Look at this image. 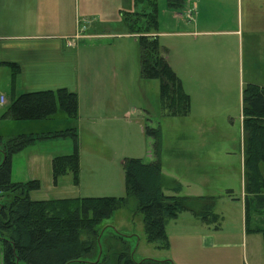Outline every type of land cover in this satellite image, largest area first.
Segmentation results:
<instances>
[{"label": "crops", "instance_id": "0c3cea01", "mask_svg": "<svg viewBox=\"0 0 264 264\" xmlns=\"http://www.w3.org/2000/svg\"><path fill=\"white\" fill-rule=\"evenodd\" d=\"M121 1L0 0V96L3 95L6 99V103L0 107L9 105L13 95V68L10 63L20 66V73L15 80V96L28 91L58 87H67L79 95L80 118L68 123V127L75 126L79 132V184H75L71 174L61 177L57 184L53 180V157L72 152L73 142L68 141L69 145L63 152L43 150L33 145L13 158L12 178L15 181H41V188L31 192V197L35 200L93 195L96 189L110 184L107 179L110 175L100 171L109 167L112 171L125 156H132L128 154L133 146L129 131L119 133L109 128L107 131L102 125L94 126L99 124L102 111L114 110L116 102L113 92L107 91V80L102 75H97L92 80L87 75H81L80 61L88 59L82 60L80 49L82 41L87 37L82 36L79 42L70 44L72 37L83 30V33H87L86 31L96 28L99 32L100 28L110 27L109 24L113 22L125 27V10L129 8L123 10ZM124 1L128 3V0ZM178 1L180 6L169 7L167 11L169 13L166 15L165 29L160 23L161 33L175 39L176 62L170 64L181 77L184 88L191 97L193 94L187 89V81H195L204 88L209 83H215L220 90L230 87L231 82L240 76L239 87L242 90L247 83L264 86V0ZM75 3L77 8H74ZM83 4L92 11L102 7L103 11L108 12L107 18L117 16L119 19L107 21L103 14L91 12L96 14L92 21L89 12L82 10ZM81 21L84 29L80 25ZM167 58L168 61H173L168 56ZM46 120L17 122H28L24 124L44 131L51 129L44 124ZM22 124L5 126L11 125L9 133L12 134L24 132ZM121 139L123 147L120 149ZM103 162L107 165L103 166ZM112 187L113 190L108 194H118V187L115 189L113 180ZM183 213L185 212L172 220H180ZM202 224L201 242L205 249L213 252L208 257H201L199 264H232L228 257L217 253L221 248L237 245L232 240H219L222 223L219 228L204 222ZM184 231L186 233V229ZM243 232L249 235L245 231V214ZM174 262L177 263L176 260ZM244 264L254 263L246 259Z\"/></svg>", "mask_w": 264, "mask_h": 264}, {"label": "rangeland", "instance_id": "374dc122", "mask_svg": "<svg viewBox=\"0 0 264 264\" xmlns=\"http://www.w3.org/2000/svg\"><path fill=\"white\" fill-rule=\"evenodd\" d=\"M121 3L123 10L129 8L125 10V14L150 10L148 5H137L133 0H128V3L122 0ZM128 4L129 7H127ZM158 7V31L151 34L158 37L162 50L173 60L169 62L174 64L176 62L175 39L165 37L161 33V25L165 29L166 15L169 13L167 12L170 7L168 0H158ZM74 8H77V3L74 4ZM81 8L89 12L88 15L92 21L96 14L91 12L103 14V18L107 21L119 19L117 16L107 18L108 12L103 11L102 7H97L92 11L83 4ZM135 17L141 18L142 16L136 14ZM109 25L110 27L100 28L99 32L96 28H92L86 31L87 33L82 31L72 37L75 43L79 42L82 36L87 37L82 41L80 49L82 60L88 59V61H80L81 75H87L91 80L97 75H102L107 80V91L113 92L116 102L114 110L102 111L98 119L99 124L94 126L102 125L107 131L109 128L119 133L129 131L133 138V146L128 154L132 156L125 157L142 158L145 162H151L157 158L154 153L155 136L148 134L145 128L146 126H160L163 138L161 151L163 172L167 177L176 179L182 184L179 194L217 197L215 210L222 217L219 240H232L237 244L234 247L221 248L217 253L228 257L232 264H244L246 259L250 263L253 261L254 264H264L262 234H243L245 214L244 131L243 90L239 87L240 76L231 82L230 87L226 86L220 90L215 83H209L204 88L195 81H187V89L193 94L191 113L188 116L164 115L161 107L159 80H146L141 77L137 42V36L140 33L130 30L126 23L125 27L115 22ZM99 59L104 61H98ZM9 106L10 103L0 107V139L9 135L38 134L64 129L68 127L69 122L74 120L59 109L54 117L44 122L51 129L41 131L28 127L27 125L30 124H24L28 122L2 118ZM34 121H45V119ZM19 123H23L24 132L10 134L11 125L5 126ZM68 141L72 143L71 138H51L37 141L36 145L43 150L55 149L63 152L69 145ZM122 147L121 139L119 148ZM123 160L116 164L112 171L110 167L101 170L100 173L110 175L107 178L110 184H105L104 188L93 191V195L86 196H125ZM102 165L106 166L107 163L103 162ZM99 167L103 168L100 165ZM261 169L264 173V164L261 165ZM112 180L115 189L118 187V194L115 195L108 194L113 190ZM165 192L174 193L169 190ZM181 217L178 221L172 220L167 228L168 247H163V242L160 241L149 242L144 227V215L137 210L136 200L131 199L127 207L117 210L111 217L99 224L103 234L99 243L98 255L91 257V260L106 256L105 259L109 264H119L117 252L122 250L126 244L133 249L136 261L152 258L171 259L173 262L176 260V264H199L201 257H208L213 252L205 249L201 242L203 239H201L200 227L203 224L197 222L200 220L191 212H185ZM3 250L4 241L0 239V264H3Z\"/></svg>", "mask_w": 264, "mask_h": 264}, {"label": "trees", "instance_id": "16d2710c", "mask_svg": "<svg viewBox=\"0 0 264 264\" xmlns=\"http://www.w3.org/2000/svg\"><path fill=\"white\" fill-rule=\"evenodd\" d=\"M149 6L142 16L126 13L124 20L137 36L141 77L157 79L163 114L188 116L192 98L185 90L181 77L171 66L159 44L158 0H134ZM170 7L180 6L178 0H168ZM143 18L145 22L143 23ZM138 19V21H137ZM141 20V22H139ZM12 99L2 118L41 120L52 118L59 109L70 118H79V95L67 87L28 91L14 95L15 80L20 66L10 63ZM244 131L245 231L262 234L264 241V86L247 83L242 91ZM155 136L156 159L125 157V196H85L35 200L31 192L41 188V181L12 179L13 158L37 141L51 138H71L73 150L57 154L52 159L53 180L57 184L67 174L79 184L81 161L77 127L38 134L22 133L0 139V239L4 241L3 264H109L98 255L103 231L99 224L117 210L136 200L137 210L144 215V227L149 242H163L168 247L167 226L182 212H191L200 221L219 228L222 217L216 212L217 197L213 195H180L182 184L167 177L162 168L163 138L161 127L146 126ZM173 191L167 194L165 191ZM230 193V191H229ZM123 236V235H122ZM119 264H175L171 259H134V251L126 244L117 252Z\"/></svg>", "mask_w": 264, "mask_h": 264}, {"label": "built area", "instance_id": "2783aa9c", "mask_svg": "<svg viewBox=\"0 0 264 264\" xmlns=\"http://www.w3.org/2000/svg\"><path fill=\"white\" fill-rule=\"evenodd\" d=\"M80 25H81V26L83 27V29H84L85 26L82 25V21L80 22ZM83 29H82V30H83ZM83 31H84V30H83ZM70 44L72 45V44H74V42L71 41ZM5 103H6V99H5V97H4L3 95L0 96V106H1V105H4Z\"/></svg>", "mask_w": 264, "mask_h": 264}]
</instances>
